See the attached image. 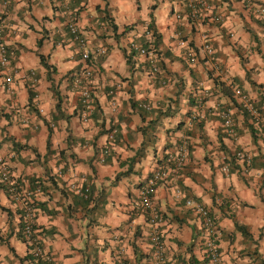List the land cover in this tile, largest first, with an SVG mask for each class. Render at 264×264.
I'll return each mask as SVG.
<instances>
[{
    "label": "crops",
    "instance_id": "0c3cea01",
    "mask_svg": "<svg viewBox=\"0 0 264 264\" xmlns=\"http://www.w3.org/2000/svg\"><path fill=\"white\" fill-rule=\"evenodd\" d=\"M193 1L195 19L186 0H11L6 8L0 0L9 57L0 66V157L31 192L46 257H30L21 207L0 182V264H152L140 188L182 138L186 164L152 195L166 264H210L202 221L186 198L209 209L225 264H264V0ZM70 16L91 51L88 63L67 26ZM149 24L159 34L156 46ZM132 42L155 52L158 72L148 56L130 50ZM39 54L54 69L52 82ZM86 65L95 110L85 122L73 82ZM237 91L252 102L259 123L239 108ZM224 111L233 135L223 128ZM237 150L250 156L248 166L233 162Z\"/></svg>",
    "mask_w": 264,
    "mask_h": 264
},
{
    "label": "built area",
    "instance_id": "2783aa9c",
    "mask_svg": "<svg viewBox=\"0 0 264 264\" xmlns=\"http://www.w3.org/2000/svg\"><path fill=\"white\" fill-rule=\"evenodd\" d=\"M11 0H1V5L3 8L8 7ZM70 0H64L66 4H69ZM196 2L193 0H186V5L190 9V17L196 18L198 17V12L196 8ZM198 5L202 6L204 3L198 2ZM259 14L264 22V12L260 10ZM222 19V14L215 15L213 20L219 22ZM67 26L73 35V40L77 43V45L81 49V59L87 63L91 58V51L87 48V41L80 31L76 20L74 17H69ZM148 33V32H147ZM180 46H185V41L183 39H179L178 41ZM202 49L205 51L209 58L213 56V47L211 43L208 41H204L202 44ZM130 50H135L138 54L146 55L149 57L150 64L152 66V70L154 72H158L157 66V56L150 47L139 46L135 42L130 44ZM99 52L101 54L105 53L104 48H100ZM190 52V61H194L195 56L192 51ZM9 65V57L7 53L6 44L4 41V36L2 29L0 27V66L6 67ZM91 76L92 69L86 65L83 70H81L74 78V85L79 90L80 101H81V118L83 121H87L88 118L95 110L94 104V94L91 86ZM31 83H36L37 79L35 77L34 72H30L29 74ZM5 82L8 84L7 89L11 93H13V88L10 86L12 79L10 77L5 78ZM112 94L113 91H110ZM237 95L241 97V105L244 110L250 115L254 122L259 123L260 116L255 109L254 105L247 97L240 95V92L237 91ZM10 103H14V98L10 97ZM111 107L113 110H116V102H111ZM38 112L43 114L44 109L42 107H38ZM223 118V128L228 135L234 134V127L231 115L228 111H224L222 113ZM116 133V128H112L109 131L108 138L109 141L112 142ZM109 142V144H110ZM109 148L104 150V153H107ZM236 163H242L245 166H248L251 163V158L249 155L244 153L242 150H237L234 154ZM188 159V145L186 138H182L179 143L175 146L172 151L167 152L165 164L166 166L163 168H159L155 170L152 175L146 180V182L140 188V206L143 209L147 222L150 226L149 231V240L152 246V264H166L167 263V255L166 248L164 245L163 237L161 231L158 228L160 222V215L158 210L156 209L152 195L155 191V188L158 183L167 181L170 174L173 175L171 177L172 181H175L177 178V173L184 167ZM222 170L225 173H229L230 166L228 163L222 166ZM0 182L6 185V189L11 195V197L20 205L22 210V221H23V235L27 241L28 246L30 247L31 253L34 257L37 258H46L42 251L39 238L36 233L34 219L36 206L35 201L30 196L31 192L28 189L20 186L19 181H17L13 174L10 172V169L6 163V161L0 157ZM76 187V186H75ZM77 188V187H76ZM75 188V189H76ZM77 191H80L77 188ZM87 191V189H86ZM82 195L87 196L86 193L80 191ZM174 194L179 197L182 194L181 189L176 185L174 186ZM186 206L190 207L191 210L200 217L204 230H205V241H204V250H205V258L210 264H225L223 262V258L221 252L219 251L218 246V236L219 231L216 228V225L210 215V211L203 204L196 202L190 198L185 199ZM120 264H126L124 261H120Z\"/></svg>",
    "mask_w": 264,
    "mask_h": 264
},
{
    "label": "trees",
    "instance_id": "16d2710c",
    "mask_svg": "<svg viewBox=\"0 0 264 264\" xmlns=\"http://www.w3.org/2000/svg\"><path fill=\"white\" fill-rule=\"evenodd\" d=\"M152 8L154 9L155 8V6L153 5L152 6ZM150 16L152 17L153 15H152V13L150 14ZM263 24H264V22H263ZM147 28L149 29V30H152V36H153V38H151V41H150V43L149 44H151L152 45V43H153V46L155 45L156 46V44L158 43V39H159V34L158 33H156V31L154 30V28H153V26H152V24H149L148 26H147ZM114 29H115V33H116V27L114 26ZM152 42V43H151ZM40 44V43H39ZM143 45L144 46H147L148 44H146V42H144L143 43ZM39 59H40V62H41V64H43V66L46 68V70H47V78L49 79V81L50 82H52V77H51V73L53 72V67H52V65H50L49 63H48V61H47V59L45 58V56L44 55H42V54H39ZM90 60V59H89ZM89 60H88V62H89ZM87 62V63H88ZM72 81H73V78H72ZM223 84V83H222ZM224 87H226L227 89L229 88L228 86H224ZM52 89H53V91H54V93H55V95H56V98H57V101H56V105H55V107L58 109V111L60 110V106H61V101H60V95H59V91L58 90H56L54 87H53V85H52ZM30 94H31V96H32V92L30 91ZM239 108L249 117L250 115L247 113V111L246 110H244V108H242V105H239ZM233 162L235 163L236 162V160H235V156H233ZM87 198H88V196H87ZM31 258H36V259H38L37 257H34V255L32 254L31 256H30Z\"/></svg>",
    "mask_w": 264,
    "mask_h": 264
}]
</instances>
